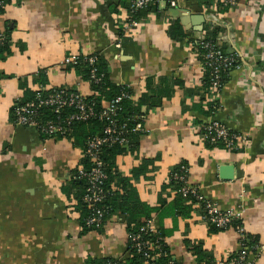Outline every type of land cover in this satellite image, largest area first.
I'll list each match as a JSON object with an SVG mask.
<instances>
[{
  "label": "crops",
  "instance_id": "0c3cea01",
  "mask_svg": "<svg viewBox=\"0 0 264 264\" xmlns=\"http://www.w3.org/2000/svg\"><path fill=\"white\" fill-rule=\"evenodd\" d=\"M122 1L130 0H13L0 14L1 30L14 26L13 54L0 63V264H89L90 258L119 259L126 252L128 231L120 214L107 219L99 233L81 235L77 202L65 190L82 152L69 140L43 139L36 129L11 120L23 96L21 82L37 89L33 81L40 72L48 80L46 91L69 87L92 94L89 83L66 70L69 55L98 53L108 62L112 82L132 89L135 101L144 95L140 148L118 158V170L128 178L144 161L152 162L147 178L131 180L143 202L158 207L164 198L173 201L175 191L162 188L184 163L190 184L206 200L223 212H241L246 235L264 242V0H241L228 12L216 3L161 0L158 13L135 27L125 25ZM176 21L182 38L171 36ZM208 28L218 46L243 63L227 76L220 107L209 116L213 102L202 88L196 48ZM210 121L247 135L250 147L235 153L209 149L202 126ZM193 207L187 219L151 220L169 234L165 243L178 264H198L187 242L202 245L216 260L240 249L234 228L212 233L201 207ZM252 253V264H264V251Z\"/></svg>",
  "mask_w": 264,
  "mask_h": 264
},
{
  "label": "trees",
  "instance_id": "16d2710c",
  "mask_svg": "<svg viewBox=\"0 0 264 264\" xmlns=\"http://www.w3.org/2000/svg\"><path fill=\"white\" fill-rule=\"evenodd\" d=\"M129 3L122 1V7L127 10L128 18L125 21V25L132 23H140L147 19L149 14L158 13V3L161 0H152L147 7L139 10H132V2ZM171 1V0H169ZM168 1V2H169ZM189 2L195 4H206L212 6L216 3L218 10L228 12L232 8L231 5L225 4L226 0H188ZM13 0H0V14L5 12L6 7L11 5ZM14 26L6 24L4 29H0V63L6 61L12 54V34ZM171 36L174 38L184 37L182 27L179 22H174L172 28L170 29ZM118 36L120 40L125 36V30L123 24L119 26ZM122 38V39H121ZM211 45H213L217 50H221L224 54L225 51L218 46L214 30L208 28L207 35L205 38ZM202 41L196 45L198 49V55L200 56V62L203 65L205 60L204 56L207 54V50L201 45ZM97 60L95 64L96 77L99 81L91 78L92 67L88 62V57L85 55H79V59L76 64L66 65V70L74 71L78 78L87 82L90 85V90L92 94L86 97V103L92 106L98 117L90 119L88 121H69V118L74 113H77L75 108H66L60 114H56L52 109L45 107H40L37 110V116L39 123L44 125L45 123L52 122L59 124L67 132L63 135H54L53 138L56 140L66 139L72 142L73 146L82 152V158L79 165L72 172V179L70 183V190H65L68 197L73 196L76 200L75 212L79 215V225L81 228V235L85 236L91 232L99 233L101 228H95L88 226V220L95 215L96 210L101 211L103 214L104 222L114 215L120 214L124 217L128 236L142 235L143 241L148 244L157 245L159 247L156 251L144 250L139 252L135 248V244L128 238L126 252L123 257L119 259L104 257V258H90L89 264H170L176 263L177 261L169 253V248L165 243L166 237L169 235L165 230L159 229V235L145 234L141 233V229L147 225L156 215L160 221L164 220L166 217H173L175 221L179 218L187 219L191 216L192 212L195 211L193 205L198 201L195 197L189 196L184 197L180 190L184 187L182 182L173 179V175H185L183 167L188 169L187 165L182 163L178 168H176L170 176L169 184L162 188V192L175 191L176 195L174 200L168 202L166 198L161 200V205L158 207H152L145 202H143L136 188L131 183L132 178L135 180H141L148 177L149 166L152 164L151 161L146 160L140 166L136 167L132 171L131 178L123 176L119 172L118 168V158L134 153H137L140 148L141 138L145 135V131L137 129L138 125L144 128V121L142 118L145 117L144 113L141 111L142 106L146 105L145 99L142 97L138 101L134 100L133 90L126 86H118L116 83L112 82L110 79V74L108 72V62L104 57L98 53L92 54ZM236 59V65L239 64V59ZM203 81L202 88L209 91L211 87V80L213 75V69L210 67H204L203 69ZM221 84L223 85L227 79L229 73L232 70L224 69L221 67ZM2 77V74L0 73ZM37 89L30 88L26 80L21 82V87L23 90V96L15 101L11 111V120L15 123L16 119V108L25 106L28 103L36 102V95L43 89V94L48 95L53 91L66 90L67 93L75 92V89L69 87H61L54 90L46 91L45 87L48 85V80L44 72H40L36 79L33 81ZM126 94L121 103L118 106V111L113 121L115 122V127L119 130H123L124 137L126 138L127 144L119 145L116 143H106L99 148L98 158L102 163V171L106 176V179L102 181L100 185L103 191L102 201L95 206H90L84 202V196L90 186L87 177H81L79 175V170L83 169L85 173H88L93 167L94 162L92 157L87 155L89 143L94 138H104L105 130L109 127V121L106 119H101L100 115L106 110V106L109 105L116 98ZM217 107V104L212 103L208 109L206 115L212 114ZM142 119V120H141ZM38 131V130H37ZM39 132V131H38ZM40 133V132H39ZM43 139H49L47 135L40 133ZM209 149H219L225 150L222 143H217L215 145H207ZM226 151V150H225ZM235 153V152H234ZM169 195V193H168ZM186 202L190 205H186ZM74 207V206H73ZM200 212L202 216L206 219L208 227L212 233L223 232V229L218 228L216 225L210 223L209 217L203 206H200ZM104 224V223H103ZM241 227L239 220L232 222L231 228ZM247 246L253 247L258 243V240L247 235V241L245 242ZM187 246L192 255L196 258L198 264H215L214 258L203 249L202 245H194L187 242ZM145 254L152 256L150 259H146ZM235 254V253H234ZM233 256L235 257V255Z\"/></svg>",
  "mask_w": 264,
  "mask_h": 264
},
{
  "label": "built area",
  "instance_id": "2783aa9c",
  "mask_svg": "<svg viewBox=\"0 0 264 264\" xmlns=\"http://www.w3.org/2000/svg\"><path fill=\"white\" fill-rule=\"evenodd\" d=\"M241 0H226L225 4L236 7ZM152 0H134L132 2V10H139L147 7ZM171 5L174 7L176 5L175 2H171ZM137 24L132 23L129 26L135 27ZM2 39H0L1 41ZM202 47L207 50V54L204 56V64L202 65V69L204 67H210L213 69L212 75V84L209 89L211 94V100L213 103L217 104V107L214 113L218 111V97L221 92V67L224 69H229L232 71L240 70L243 68V63L241 57L237 54H224L221 50H217L213 45H211L205 39L201 43ZM88 57V62L92 67L91 78L99 81L100 79L96 77L97 70L95 69V64L97 58L94 55H85ZM80 56L77 55H69L65 58L63 64H76L77 60ZM239 59V64L236 63V59ZM204 71V70H203ZM0 76V80H1ZM73 93H67L66 90L62 91H53L51 94L45 95L43 94V89L41 88L40 92L36 95V102L28 103L25 106L16 108V119L15 125L33 128L38 130L40 133L47 135V137L53 138L54 135L65 134L67 132L59 124H55L52 122L45 123L42 125L39 123L37 110L40 107H45L48 109H52V111L56 114H60L66 108H75L77 113H74L70 116L69 121H88L90 119L96 118L99 116L94 110L92 106H89L86 103V97L81 92L74 90ZM127 97L126 94L123 93L122 96L116 98L109 105L106 106V110L101 113L100 118L106 119L109 121V127L105 130L104 138H94L90 143L87 151V155L92 157L94 162V167L88 172L85 173L83 169L79 170V175L81 177H87L90 183V186L87 190L86 195L84 196V202L89 204L90 206H95L96 204L102 201L103 191L100 188L102 181L106 179L105 174L102 171V163L98 158L99 148L106 143H116L119 145L127 144L126 138L123 136V130H119L115 127V122L113 121V117L116 116L118 111V106L121 103L122 99ZM144 120V118H142ZM141 119V120H142ZM137 129L145 131V129L141 127V125L137 126ZM203 134L202 137L207 145H215L217 143H222L227 152H238L243 149H247L250 147L251 141L247 135L238 134L230 131L225 125L219 123L217 121H210L202 126ZM146 132V131H145ZM185 172V175H173V179L182 182L184 187L180 190L184 197L193 196L198 201L196 203L197 206H203L206 210V213L209 217L210 223L216 225L218 228L223 229L224 231H228L231 229L232 222L235 220H240L242 213L236 212L235 214L232 212H223L221 211L216 204L211 203L206 200L204 196L199 192L197 187L193 186L189 182V170L186 167L182 168ZM103 214L101 211L96 210L94 216H92L88 220V226L101 228L103 226ZM235 230L239 234L240 241V249L224 259L214 260L215 264H252L251 257H253V251H264V242H258L253 247H249L246 245L247 235L244 229L240 226H237ZM141 233L145 234H154L159 235V231L154 227L152 221H149L145 227L141 229ZM131 238V241L135 244V248L138 249L139 252L144 250L147 251H156L159 249L157 245L148 244L143 241L142 235H133L128 236ZM235 255V257L233 256ZM146 259H151L152 256L145 254ZM153 259V258H152ZM170 264H176L175 262Z\"/></svg>",
  "mask_w": 264,
  "mask_h": 264
}]
</instances>
